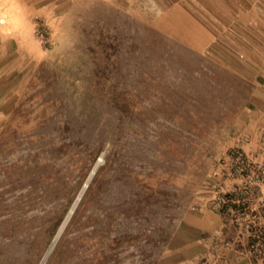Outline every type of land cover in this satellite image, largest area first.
Wrapping results in <instances>:
<instances>
[{
    "label": "rangeland",
    "instance_id": "rangeland-1",
    "mask_svg": "<svg viewBox=\"0 0 264 264\" xmlns=\"http://www.w3.org/2000/svg\"><path fill=\"white\" fill-rule=\"evenodd\" d=\"M263 90L264 0H0V264H170L204 205L264 264Z\"/></svg>",
    "mask_w": 264,
    "mask_h": 264
},
{
    "label": "crops",
    "instance_id": "crops-1",
    "mask_svg": "<svg viewBox=\"0 0 264 264\" xmlns=\"http://www.w3.org/2000/svg\"><path fill=\"white\" fill-rule=\"evenodd\" d=\"M170 8L183 9L184 6L177 2L172 4ZM247 8L244 7V24L246 23L245 19H248V14L259 12L250 9L249 11L252 12L249 13L248 10H245ZM182 12L188 18L191 15L193 21L195 14L188 10H182ZM257 94L258 96L252 99L254 106L248 109L247 116L244 118V137L250 141V143L244 144V149L248 153L250 152L252 156H258L259 158L263 156L261 155V149L264 146V90ZM196 213L192 215V222H188L191 224L188 227L190 232L186 236L189 241L184 248H179L176 260L170 264H244L242 261H236L238 258H236L235 241L227 243V246L223 248L224 252L220 250L225 242L226 228L229 229L230 223L233 221L228 220L218 211L212 210L210 205H204V208ZM209 244H213L212 250L205 249V246Z\"/></svg>",
    "mask_w": 264,
    "mask_h": 264
},
{
    "label": "bare ground",
    "instance_id": "bare-ground-1",
    "mask_svg": "<svg viewBox=\"0 0 264 264\" xmlns=\"http://www.w3.org/2000/svg\"><path fill=\"white\" fill-rule=\"evenodd\" d=\"M20 159V158H19ZM2 195V194H1ZM0 199H2V197L0 198ZM69 218V217H68ZM68 218L65 220V222L64 223H66V221L68 220ZM28 220H30V219H28ZM35 227V226H37V222L36 221H34L29 227H27V228H25V229H23V233H22V235H24L26 238L28 237H30L32 234H33V232H35V230H31L30 231V228L31 227ZM52 247H53V244H52ZM52 247L49 249V251H48V253L51 251V249H52Z\"/></svg>",
    "mask_w": 264,
    "mask_h": 264
}]
</instances>
